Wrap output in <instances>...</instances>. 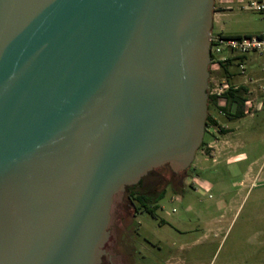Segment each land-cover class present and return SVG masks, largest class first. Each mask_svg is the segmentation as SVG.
I'll return each mask as SVG.
<instances>
[{"label": "water", "instance_id": "obj_1", "mask_svg": "<svg viewBox=\"0 0 264 264\" xmlns=\"http://www.w3.org/2000/svg\"><path fill=\"white\" fill-rule=\"evenodd\" d=\"M215 0H0V264H101L115 196L204 142Z\"/></svg>", "mask_w": 264, "mask_h": 264}, {"label": "rangeland", "instance_id": "obj_2", "mask_svg": "<svg viewBox=\"0 0 264 264\" xmlns=\"http://www.w3.org/2000/svg\"><path fill=\"white\" fill-rule=\"evenodd\" d=\"M249 1L228 0L212 36L263 34L264 14L248 9ZM210 70L215 94L221 75L215 64ZM217 120L231 134L206 131L207 145L188 169L193 185L152 197L154 215L141 210L132 218L120 209L127 193L115 196L111 225L116 212L126 216L124 225L134 231L132 264H264V107L239 120Z\"/></svg>", "mask_w": 264, "mask_h": 264}, {"label": "flooded vegetation", "instance_id": "obj_3", "mask_svg": "<svg viewBox=\"0 0 264 264\" xmlns=\"http://www.w3.org/2000/svg\"><path fill=\"white\" fill-rule=\"evenodd\" d=\"M158 169H166L169 173H157L154 170L134 186L126 189L127 197L122 203L120 209L124 210L128 216L134 218L140 212L137 209L143 205L148 206L153 198H158L165 194L166 190L171 187L177 191L185 185H193V176L186 172L175 175L171 172L168 166H163ZM131 210V213H130ZM120 211V212H121ZM114 223L109 226L110 239L105 246L106 255L103 257L101 264H132V248L130 241L134 231L130 230L129 226H125L126 216H120L118 212ZM127 216V217H128ZM125 217V218H124ZM114 215H112V219ZM111 219V221H112ZM133 220V219H132Z\"/></svg>", "mask_w": 264, "mask_h": 264}, {"label": "trees", "instance_id": "obj_4", "mask_svg": "<svg viewBox=\"0 0 264 264\" xmlns=\"http://www.w3.org/2000/svg\"><path fill=\"white\" fill-rule=\"evenodd\" d=\"M260 35V34H259ZM255 35V36H259ZM221 37L222 35H218ZM253 35L246 36H222L225 38H236L240 39L242 37H252ZM224 61H219V72H220V82L224 85V93L221 95L212 94L211 87L209 88V115L206 123V131L209 128L217 129L221 134H228L230 131L226 128H223L219 121L215 118L212 113V108L214 112L221 114L224 118L229 121L239 120L250 115L253 111L252 106H250V97L249 90L245 86H237L233 83L235 77L240 75L239 67L240 65H246L249 61V54H238L234 52L227 53ZM214 59V56H212ZM213 64V62H212ZM225 99L226 105L219 106V100ZM207 145L206 142H203V146ZM202 146V147H203ZM151 203V202H150ZM143 210L149 214L154 215L152 207L141 205L137 211Z\"/></svg>", "mask_w": 264, "mask_h": 264}, {"label": "built area", "instance_id": "obj_5", "mask_svg": "<svg viewBox=\"0 0 264 264\" xmlns=\"http://www.w3.org/2000/svg\"><path fill=\"white\" fill-rule=\"evenodd\" d=\"M248 9L264 14V0H252L249 1ZM212 59L213 64L217 65L219 68V61H224L226 54L230 52L238 54H251L255 53L259 56H264V33L259 36L252 37H242L240 39L236 38H225L217 36L214 38L212 36ZM247 67L246 65H240L239 72L240 75H246ZM259 92L264 95V80L259 84ZM215 94L221 95L224 93V85L222 82H219ZM250 106H253L250 102ZM264 107V102H261L257 108L260 109ZM253 112V111H252Z\"/></svg>", "mask_w": 264, "mask_h": 264}, {"label": "crops", "instance_id": "obj_6", "mask_svg": "<svg viewBox=\"0 0 264 264\" xmlns=\"http://www.w3.org/2000/svg\"><path fill=\"white\" fill-rule=\"evenodd\" d=\"M228 3H229L228 0H215L214 23H215L216 16H223V13L226 12L227 9H229ZM218 35L234 36V35H224L222 34V32L221 33L219 32ZM227 55L228 54H226V56ZM248 57H249V61L246 66L247 67L246 75L245 76L239 75L235 77V79L233 80V83L237 86H241V85L245 86L249 90V97H250L251 103L252 104L254 103L255 105V108L253 109V112H254L255 110H259L257 106L261 102H264V95L261 94V92H259V89H258L260 82L264 80V61H262V58H261L262 56H259L255 53L249 54ZM225 105H226V100L220 99L219 106L223 107ZM220 115L218 113V116L217 117L215 116V118L217 119V118L223 117L222 115L221 116ZM228 130L230 131L229 133L231 134V129H228Z\"/></svg>", "mask_w": 264, "mask_h": 264}]
</instances>
